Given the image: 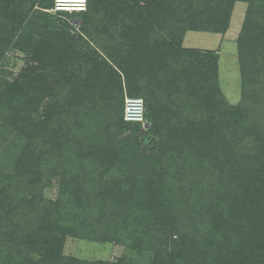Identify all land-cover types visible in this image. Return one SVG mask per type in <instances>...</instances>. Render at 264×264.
<instances>
[{
  "label": "rangeland",
  "instance_id": "1",
  "mask_svg": "<svg viewBox=\"0 0 264 264\" xmlns=\"http://www.w3.org/2000/svg\"><path fill=\"white\" fill-rule=\"evenodd\" d=\"M39 2L40 0H0V93L9 94L8 90H14L13 92L17 94L14 99L6 101L8 106L0 108V175L6 176L3 182H0V245L3 246L0 264H42L46 262L51 250L60 259L58 264H71L74 259L88 262L105 261L110 264L142 262L135 251L138 247H133L132 243L131 245L120 243V238L119 241L90 239L76 233L77 228L73 223L82 222L83 219L76 213L75 207L88 196L85 195L87 193L83 188L91 186V191L99 186L98 178H95L100 169L96 155L87 161L95 172L91 173L90 168L88 175L87 170L80 173L82 166L76 161L78 155L75 142L70 146L75 152V162L70 168L53 167L52 164H57L60 157L58 152L54 150L51 152V148H48L51 153L50 165L43 167L39 172L38 169L28 166L24 175L14 179L11 177L22 163V151L28 145L31 136L36 134L39 125L45 121L51 122L58 129L69 115L63 113L70 111L75 115L77 109L70 108L72 100L70 97L75 99L76 96L84 97L90 107L85 117L89 123L84 122V125L90 127L87 129L81 126V130L86 133L79 138L88 133L119 148V160L113 158L111 167L104 170L100 181L104 182V185H100L99 188L104 193L111 187L120 188L122 196H116L115 200L106 202H124L119 209L120 212L121 209L137 207L142 211V203L149 198L146 195L141 197L139 190L145 189L143 182L146 184L152 178L158 180L159 173L167 176L162 184L164 191L161 189L157 192L158 198L156 196L157 199H160L162 194L165 196L166 201L162 202L164 205L159 202L154 213H148L142 221H145V227L150 231L157 225L164 228L157 237L151 239L154 247L163 248L170 255L172 241L178 238L171 229L178 220V213L184 212L181 198L189 202L193 209L200 210L201 197L211 194V190L205 189V185L202 184L207 179L210 164L202 162L197 164L195 169L189 170L195 163L200 162L201 155L206 157L207 150L203 148L208 147L211 141L221 140L222 133L217 130H222V126H225L229 127V131L236 133L239 128L231 126L234 112L227 111L221 104L234 107L242 99L244 83L239 49L243 34L261 44L262 48H259L253 59L260 58L259 61L264 65V41H258L257 36L245 33L244 25L250 0H235L232 3L228 23L224 20L222 24L221 19L218 26L206 23L208 25L205 27L197 25L191 29L181 28L182 31L174 37L173 45L183 51L187 62L193 63L195 59H199L207 66L208 61L210 64H216L217 71L207 68L206 73L213 76L211 81L214 80L217 84L213 94L219 93L221 99L183 97V100L177 101L167 109L166 102L161 104L156 110V121L151 126L149 124L143 128L150 130V134L146 136H150L156 144L158 143L159 149H156L158 146L156 145L155 149L146 151L133 147L134 141L130 136L134 127L122 131L119 118L115 116L117 110H113L100 100L110 91V99L115 101L119 108L123 106L126 76L122 73L121 77H118L119 74L115 70L116 73L103 71L104 61H113L110 55L116 56L115 59L118 61L122 60L123 55L115 53L114 45H109L110 49L105 52L101 51L103 49L101 47H105L107 43L105 39L99 40L95 34L97 15L90 16L88 20L81 16H72V19L71 16L68 17L72 24L75 22L71 34H86L90 45L77 42L69 34L66 36L63 34L60 28L66 17L61 14L59 18L55 17L59 25L58 32L47 25L43 28L41 24H33L25 31L27 37L22 36L26 22L22 24V28L15 30L17 24L12 21L14 16L23 19L25 15L34 14L37 8L48 11L50 15L58 14V10L61 9L74 10L72 9L74 5L66 8L67 6L60 0H55L53 7L49 9L40 8ZM81 3L82 6L77 7L84 9L85 0ZM78 21L81 25L83 22L87 24L84 26L85 29L78 27ZM152 32L150 36L156 37L155 32L154 34ZM32 35L35 36V43H32ZM37 39H42V42L36 44ZM97 41L103 46L99 47ZM83 48L90 54L85 55ZM123 54L125 56V53ZM70 74L72 77L66 83L65 79ZM157 93L158 90L156 95ZM16 117L22 119V124H13L14 120L10 119ZM5 118L9 120L5 121ZM136 136L133 133L132 138L135 139ZM70 143L69 139H64L63 144ZM231 143L222 142L219 146L233 155L235 148ZM183 179L190 182V185L183 187L181 183ZM169 186L172 187L170 190L167 189ZM97 199L92 198L89 204L95 207ZM130 201L135 204L129 206ZM174 204L179 205L174 208L172 207ZM108 216V222L117 226L115 231L129 238L132 234L129 222L133 218L124 221L122 215L119 219L112 215ZM139 230H143V224L139 225ZM111 233L119 237L113 230ZM29 239L28 246L21 243ZM21 254L24 260L20 259ZM147 255H150L146 260L147 264H153L154 251ZM69 259L71 260L68 261Z\"/></svg>",
  "mask_w": 264,
  "mask_h": 264
},
{
  "label": "trees",
  "instance_id": "2",
  "mask_svg": "<svg viewBox=\"0 0 264 264\" xmlns=\"http://www.w3.org/2000/svg\"><path fill=\"white\" fill-rule=\"evenodd\" d=\"M234 2L235 0H85V8L81 10L61 9L53 16L48 11L37 8L34 14L25 15L23 19L14 16L12 21L17 24L15 30L22 28V24L26 22L22 36L27 37L25 31L33 24H41L43 28L47 25L48 28H55L54 30L58 32L59 25L55 17L59 14L65 15L66 20L60 28L63 34L65 36L69 34L77 42L90 45L86 34H71L75 25V22L71 23V19L72 16H81L84 20H88L90 16L97 15L95 34L99 40L105 39L107 43L105 47H101L103 45L100 46L97 41V45L103 48L102 52L110 49L109 45H114L115 53L119 52V55H123L121 61L115 59L116 56L110 55L113 61H104L103 71H108L105 73L117 71L118 77H121L122 73L126 76V92L122 96L123 106L119 108L116 102L110 99L111 94L108 89L107 96L101 97L100 100L109 107L111 106L113 110H117L115 116L119 118L122 131L129 129L128 127H134L130 128L132 134L131 138L129 137L134 141L133 147L146 151L155 149L156 145H158L156 149H159V144H156L150 136H146L150 134V130H144L145 125L124 119L125 98L142 97L144 99L145 118L150 126L156 121V110L165 102L167 109L177 101L183 100V97L221 99L219 93L213 94L214 89H217V84L214 80L211 81L213 76L206 73L207 68L217 71L216 64H210L208 61L209 66H207L203 60L200 62L199 59H195V63L194 61L193 63L187 62L183 51L178 47L175 48L172 41L182 29L195 28L197 25L205 27L208 25L206 23L218 26L221 19L222 24L224 20L228 23ZM54 3L55 0H40L39 6L49 9ZM69 16L71 19L68 18ZM77 25L85 29L84 26L87 24L83 22L81 25L78 21ZM244 27L246 35L251 34V36H257L258 41H264V0H250ZM151 31L153 34L155 32L156 37L150 36ZM249 38L243 34L239 49L244 83L242 99L234 107L221 104L227 111L234 112L231 126L239 128L236 133H233L229 131V127L222 126V130H217L222 133L221 140L211 141L208 147L203 148L207 150L206 157L201 155L200 162L195 163L190 170L187 169L191 171L202 162L210 164L211 168L209 164L207 166V169L210 168L207 179L202 184L205 185V189L211 190V194L201 197L199 204L202 208L200 210L193 209V206H189L191 205L189 202L181 198L184 212L178 213V220L171 229V232L176 233L174 236L178 238L172 241L170 255L163 248L154 247L155 244L151 239L157 237V234L161 233L164 228L157 225L150 231L148 227H145V221H142L148 213H154L159 202L166 201L163 194L160 199H157V192L161 189L164 191L162 184L167 176L159 173L158 180L152 178L146 184L143 182L145 189L139 190L141 197L146 195L149 198L142 203V211L137 207V209H121L120 212L119 209L122 208L124 202H106L115 200L116 196H122L119 192L120 188L111 187L106 193L99 188L100 185H104V182H100L104 170L111 167L113 158L119 160V148L114 147L107 140H101L88 133L83 138H79L80 135L86 133L81 130V126L87 129L90 127L87 124L84 125L90 107L88 101L82 96H76L75 99L70 97L72 98L70 108L73 110L75 107L78 112L76 111L75 115L70 111L63 113L69 115L58 129L51 122L46 121L37 127L36 134L31 136L28 145L22 151V163L11 177L14 179L24 175L28 166L38 169L39 172L43 167L50 165L49 155L51 153L48 148H51V152L53 150L58 152L60 157L57 164H52L53 167L56 169L70 168L75 162L74 148L71 149L70 146L76 143L78 155L76 161H79L82 166L80 173L90 168V172L95 173L91 164L87 163L88 159L95 155L100 168L95 177L98 178L99 186L91 191V186H84L83 190L88 196L84 202H78L79 204L75 207L79 217L86 221L71 222L77 228L78 235L97 240L115 239L119 241L118 238H120V243H132L133 247H138L135 251L140 256L141 264H147L146 260L150 256L147 253L152 251H154L153 264H264V72H262L264 65L262 61H259L260 58L253 59L259 48H262L261 44ZM31 40L35 43L34 35ZM41 42L42 39L36 40V44ZM83 49L85 55L90 54L86 48ZM71 77V74L68 75L65 82L68 83ZM13 91L8 90L9 94L0 93V108L8 106L6 101L16 97L17 94ZM4 120L8 121L9 118ZM10 120H14L13 124H22V119L19 117ZM86 122L89 123V120ZM133 133L137 135L135 139L132 138ZM64 139H69L71 143L63 144ZM229 141L235 148L233 155L228 154V151H224V148L219 146L222 142L226 144ZM4 177L6 176L0 175L1 183ZM181 183L183 187L190 185V182L185 179L181 180ZM169 187L167 189L170 190L172 187ZM96 197L99 200L97 199L95 207H92L89 203L92 198ZM104 201L105 204H103ZM134 204L135 202L130 201L128 205L133 206ZM178 205L174 204L172 207L177 208ZM120 214L124 221L133 218L129 222L132 227V234L129 238L115 231L117 226L108 222V215L119 219ZM140 224H143V230H139ZM112 230L119 237L113 235ZM29 241L30 239L21 243L28 246ZM1 247L3 246L0 245V252ZM49 253L46 262L42 264H58L60 259L56 257L54 251L51 250ZM23 257L21 254L20 259ZM71 264L110 263L74 259Z\"/></svg>",
  "mask_w": 264,
  "mask_h": 264
},
{
  "label": "built area",
  "instance_id": "3",
  "mask_svg": "<svg viewBox=\"0 0 264 264\" xmlns=\"http://www.w3.org/2000/svg\"><path fill=\"white\" fill-rule=\"evenodd\" d=\"M124 119L131 122H140L146 125L145 103L142 97H126L124 104Z\"/></svg>",
  "mask_w": 264,
  "mask_h": 264
},
{
  "label": "water",
  "instance_id": "4",
  "mask_svg": "<svg viewBox=\"0 0 264 264\" xmlns=\"http://www.w3.org/2000/svg\"><path fill=\"white\" fill-rule=\"evenodd\" d=\"M148 126H149V124H146V125H145V127H148Z\"/></svg>",
  "mask_w": 264,
  "mask_h": 264
},
{
  "label": "snow or ice",
  "instance_id": "5",
  "mask_svg": "<svg viewBox=\"0 0 264 264\" xmlns=\"http://www.w3.org/2000/svg\"><path fill=\"white\" fill-rule=\"evenodd\" d=\"M81 2H83V0H81Z\"/></svg>",
  "mask_w": 264,
  "mask_h": 264
}]
</instances>
